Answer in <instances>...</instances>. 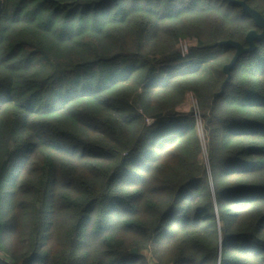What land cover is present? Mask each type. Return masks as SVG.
Instances as JSON below:
<instances>
[{"label": "trees", "instance_id": "obj_1", "mask_svg": "<svg viewBox=\"0 0 264 264\" xmlns=\"http://www.w3.org/2000/svg\"><path fill=\"white\" fill-rule=\"evenodd\" d=\"M0 2V264H264V0Z\"/></svg>", "mask_w": 264, "mask_h": 264}, {"label": "water", "instance_id": "obj_2", "mask_svg": "<svg viewBox=\"0 0 264 264\" xmlns=\"http://www.w3.org/2000/svg\"><path fill=\"white\" fill-rule=\"evenodd\" d=\"M236 4L240 5L242 7V9L244 10V12L246 14H248L255 22V24L257 25V27H259L261 29V33L257 34L256 32L252 31L249 32L246 36V42L248 44V46L246 48L238 45V44H234V43H227L230 45H233L234 47H236L237 51L236 54L234 56V58L232 59L230 65H228L226 67V71L234 64V62L236 61V59L243 53H248L251 52L254 49V43L253 41L255 39H260L264 37V19L262 18V16L255 10L251 9L248 5H246L244 2H235ZM0 8H1V2H0ZM137 250L136 249H132L131 253L136 254Z\"/></svg>", "mask_w": 264, "mask_h": 264}, {"label": "rangeland", "instance_id": "obj_3", "mask_svg": "<svg viewBox=\"0 0 264 264\" xmlns=\"http://www.w3.org/2000/svg\"><path fill=\"white\" fill-rule=\"evenodd\" d=\"M180 49L183 53L186 52V43L180 44ZM194 100L192 99L191 95L187 96L186 101L183 106H181L179 111H182L184 113H187L190 109H193L194 106Z\"/></svg>", "mask_w": 264, "mask_h": 264}]
</instances>
